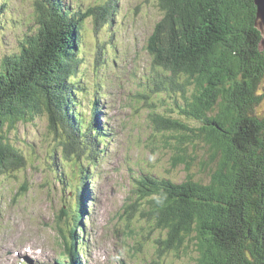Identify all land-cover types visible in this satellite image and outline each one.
<instances>
[{
  "label": "trees",
  "instance_id": "trees-1",
  "mask_svg": "<svg viewBox=\"0 0 264 264\" xmlns=\"http://www.w3.org/2000/svg\"><path fill=\"white\" fill-rule=\"evenodd\" d=\"M156 1L163 14L147 51L160 71L169 72L165 90L179 92L184 101L177 105L183 120L158 116L156 129L174 133L167 137L176 141L172 166H183L185 179L177 183L142 173L134 179L124 218H142L160 233L154 241L158 255L179 256L195 247V264H264V116L253 114L262 99L256 91L264 78V50H259L261 35L254 27V0ZM36 3L42 15L35 17L36 32L0 64V176L27 166L23 153L9 142L8 132L18 123L46 116L57 144L53 154L60 150L64 166L57 180L66 187L68 179L88 176L103 139L97 131L98 109L93 106L87 120L73 102L80 30L86 17L96 28L110 20L115 0L84 13L73 12L62 0ZM4 13L0 0V30ZM199 143L210 152L212 166L199 163V169L209 174L207 182L190 173ZM84 184L81 178L75 189V201L81 204L75 214L61 208L65 253L57 264H80L78 254L71 260L81 226L78 210L80 215L85 212Z\"/></svg>",
  "mask_w": 264,
  "mask_h": 264
},
{
  "label": "rangeland",
  "instance_id": "rangeland-1",
  "mask_svg": "<svg viewBox=\"0 0 264 264\" xmlns=\"http://www.w3.org/2000/svg\"><path fill=\"white\" fill-rule=\"evenodd\" d=\"M37 1L2 0L0 64L5 56L17 54L25 38L36 32L35 17L41 15ZM62 1L73 12L80 9L82 13L108 2ZM113 5L112 17L98 28L93 19H84L77 54L80 64L72 78L77 83L75 111L90 120L97 100L99 132L106 135L98 148L97 164L88 167L85 212H79L78 218L83 230L78 229L75 244L80 249V264H195V247L179 256L158 255L154 241L160 233L142 218H124L123 207L132 201L134 179L142 173L177 183L185 179L183 166H172L176 141L167 137L174 133L156 129L158 116L182 121L177 105L184 101L179 92L165 90L169 72L160 71L147 51L148 39L163 14L157 1L115 0ZM176 80L183 82V78ZM257 84L262 99L254 105L253 114L262 117L264 78ZM191 92L188 87V99ZM7 135L23 153L27 166L0 176V264H57L65 253L60 229L66 223L61 208L74 214L71 208L77 205L74 193L80 175L74 181L68 179L66 187L57 180L64 166L60 150L53 154L57 144L48 131L46 116L18 123ZM192 155L195 167L190 173L195 180L207 182L209 174L199 169V163L212 166L208 148L199 143ZM66 173L70 175V166Z\"/></svg>",
  "mask_w": 264,
  "mask_h": 264
},
{
  "label": "water",
  "instance_id": "water-1",
  "mask_svg": "<svg viewBox=\"0 0 264 264\" xmlns=\"http://www.w3.org/2000/svg\"><path fill=\"white\" fill-rule=\"evenodd\" d=\"M256 7V18L254 21V27L261 35L259 42V50L264 48V0H254Z\"/></svg>",
  "mask_w": 264,
  "mask_h": 264
},
{
  "label": "bare ground",
  "instance_id": "bare-ground-1",
  "mask_svg": "<svg viewBox=\"0 0 264 264\" xmlns=\"http://www.w3.org/2000/svg\"><path fill=\"white\" fill-rule=\"evenodd\" d=\"M109 1V0H108ZM112 4V3H111ZM112 13V12H111ZM113 14V13H112ZM92 98H94V95H93V97ZM98 103H95L94 102V106L98 109V105H97ZM99 111V110H98ZM97 131H99V129H97ZM97 136H99L98 134H96ZM103 134H101V136H102ZM105 137H106V135H103L102 136V143L104 142V140H105ZM101 143V144H102ZM98 148H99V146H98ZM93 165V164H92ZM81 178H83V180L86 182V184H84L83 186H84V189L86 190L85 192H88V188H87V184H88V181H86V178H87V176L86 177H84V176H82ZM81 186V185H80ZM82 192V191H81ZM75 194V193H74ZM82 194V193H81ZM81 197V196H80ZM84 199V198H83ZM83 201V200H82ZM77 207H80L81 206V204H80V202L79 201H77V205H76ZM76 206H75V208H76ZM75 208H71V210L74 212V214H75ZM78 218H79V210H78V216H77ZM82 219V218H81ZM80 219V220H81ZM80 224H81V226H80V229H82L83 230V225H82V223L80 222ZM78 239H79V236H78V234H76V238H75V241H76V243L75 244H77L78 242ZM80 242H81V240H80ZM18 252V251H17ZM20 252V251H19ZM75 252H78V253H75ZM78 254V255H77ZM79 254H80V249H79V247L77 246V247H75V251L73 252V254H72V256H73V259L71 260V261H74V257H75V255H77L78 257H76V258H78V259H80V257H79ZM78 261V260H77ZM71 262H67V263H65V264H70ZM62 264H64V263H62ZM76 264H78V262H76Z\"/></svg>",
  "mask_w": 264,
  "mask_h": 264
}]
</instances>
